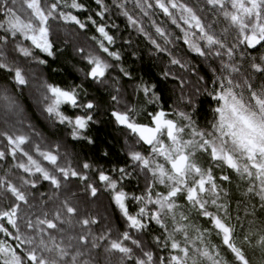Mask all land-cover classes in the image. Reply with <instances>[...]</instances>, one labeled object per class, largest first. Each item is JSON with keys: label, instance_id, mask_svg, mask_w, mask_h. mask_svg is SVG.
<instances>
[{"label": "snow or ice", "instance_id": "1", "mask_svg": "<svg viewBox=\"0 0 264 264\" xmlns=\"http://www.w3.org/2000/svg\"><path fill=\"white\" fill-rule=\"evenodd\" d=\"M0 264H264V0H0Z\"/></svg>", "mask_w": 264, "mask_h": 264}, {"label": "trees", "instance_id": "2", "mask_svg": "<svg viewBox=\"0 0 264 264\" xmlns=\"http://www.w3.org/2000/svg\"><path fill=\"white\" fill-rule=\"evenodd\" d=\"M121 29L124 28L123 18L116 19ZM127 35V33H125ZM133 39L137 40V37L133 34ZM132 49H128L131 51ZM138 54L140 58L137 57H126L128 66L135 70L137 75L143 76L145 79H159L161 68L163 67L162 63L154 58H150L147 52L144 50V43L139 44ZM61 65V70L59 73H53L52 76L55 79H71L69 73L75 75L74 69L72 67L74 60L72 59V49L69 46L65 49L64 55L60 58L59 61ZM56 67V65H53ZM168 88H171L172 85L170 82H164ZM163 86V85H162ZM24 101L27 103L28 109L31 110L33 114L34 122L41 128V130L46 135H63V131L58 127L48 128L44 122L35 114V111L32 109L31 104L27 98L24 97ZM94 135L97 137V143L95 146H82L77 144L76 150L81 152V155L87 154L90 157H95L100 159L102 164H106L105 159L102 157V152L107 150L110 151L111 156L108 160L112 162H118L122 159L121 154V134L119 131L115 130L113 126L104 124L98 125L94 130ZM106 166H108L106 164ZM235 206V205H233Z\"/></svg>", "mask_w": 264, "mask_h": 264}, {"label": "rangeland", "instance_id": "3", "mask_svg": "<svg viewBox=\"0 0 264 264\" xmlns=\"http://www.w3.org/2000/svg\"><path fill=\"white\" fill-rule=\"evenodd\" d=\"M24 97L29 100L32 109L35 111V114L42 120V122H44L48 128H52L53 126L49 122H47V121L44 120V118L41 115L40 110H39V108H38L35 100L33 99V97L29 94V92L27 90H25L24 94L20 98V103L24 107V109L27 112V114L29 115V117L31 118L32 122L36 125L37 129H39L40 131H42L41 128L36 124V122H34L33 114L31 112V110L28 109L27 103L24 101Z\"/></svg>", "mask_w": 264, "mask_h": 264}]
</instances>
